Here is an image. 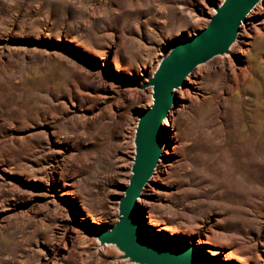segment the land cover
Returning <instances> with one entry per match:
<instances>
[{"label": "rangeland", "instance_id": "374dc122", "mask_svg": "<svg viewBox=\"0 0 264 264\" xmlns=\"http://www.w3.org/2000/svg\"><path fill=\"white\" fill-rule=\"evenodd\" d=\"M219 2L0 0V264H137L88 231L117 220L148 77ZM246 17L177 88L136 209L222 264H264V0Z\"/></svg>", "mask_w": 264, "mask_h": 264}, {"label": "water", "instance_id": "95a60500", "mask_svg": "<svg viewBox=\"0 0 264 264\" xmlns=\"http://www.w3.org/2000/svg\"><path fill=\"white\" fill-rule=\"evenodd\" d=\"M259 0H221L213 5L214 13L202 29L175 42L160 58L144 86H151V104L139 109L134 128V153L128 183L118 197L116 222L106 229L88 231L103 245L110 243L126 258L137 264H222L204 257L194 244L166 236L142 233L137 219V199L154 172L163 148L162 121L176 91L197 64L229 51L240 24Z\"/></svg>", "mask_w": 264, "mask_h": 264}, {"label": "bare ground", "instance_id": "6f19581e", "mask_svg": "<svg viewBox=\"0 0 264 264\" xmlns=\"http://www.w3.org/2000/svg\"><path fill=\"white\" fill-rule=\"evenodd\" d=\"M235 44H236V42L232 43V44H231L232 46L230 45V47H229V51H228V52L223 53V54H217V55L213 56L212 58H210L209 60H207V61H205V62H203V63L197 64L196 67L208 63L210 60H212V59L215 58V57H222V56H224V57H229L230 52H232L233 48L235 47ZM224 57H223V58H224ZM191 73H192V72L188 73L187 76L185 77L187 81H189L188 79H189V76L191 75ZM178 89H179V88H178ZM178 89H175V91H178ZM169 112H170V110H169ZM166 119H167V118H164V119H163V123H165V120H166ZM157 168H158V166H157V164H156V166H155V168H154V172L157 171ZM154 172H153V173H154ZM152 175H153V174H152ZM152 175H151V176H152ZM143 189H144V187H143ZM143 189H142V191H143ZM142 191H141V192H142ZM138 199H139V198H138ZM103 245H112V244H110V243H104ZM104 247H105V246H104ZM207 250H208V252H209L211 255L216 256V252H215V251H213V250L210 249V248H207ZM225 259H227V260H231V258H225Z\"/></svg>", "mask_w": 264, "mask_h": 264}]
</instances>
